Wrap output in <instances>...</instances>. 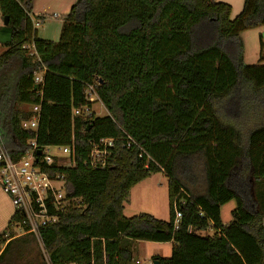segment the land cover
Returning <instances> with one entry per match:
<instances>
[{"label":"trees","instance_id":"obj_1","mask_svg":"<svg viewBox=\"0 0 264 264\" xmlns=\"http://www.w3.org/2000/svg\"><path fill=\"white\" fill-rule=\"evenodd\" d=\"M32 12L33 0H0L13 27L0 53V142L14 160L35 136L69 146V164L43 167L64 175L68 197L81 202L42 228L44 249L32 234L0 235V264H136L125 241L173 243L159 264H264V39L249 65L241 35L264 25V0H245L234 19L216 0H77L58 41L37 37L46 17ZM91 85L104 116L92 109ZM24 105H40L37 133L22 128L32 117ZM86 106L90 115L74 114ZM105 138L115 145L94 169L85 163ZM159 172L169 219L125 216L131 189ZM233 199L224 225L221 208Z\"/></svg>","mask_w":264,"mask_h":264},{"label":"built area","instance_id":"obj_2","mask_svg":"<svg viewBox=\"0 0 264 264\" xmlns=\"http://www.w3.org/2000/svg\"><path fill=\"white\" fill-rule=\"evenodd\" d=\"M3 24V18L0 15V26ZM39 26V23H36ZM30 50V54L34 55V46L25 45ZM38 84L43 82V78L36 79ZM96 97L94 86H89L88 98ZM32 117L30 120L22 122V128L37 133L40 120V105L31 106ZM91 108L86 106L82 109H76L75 115L82 113L91 114ZM127 145L135 144L133 138L129 135L125 137ZM115 145V139L105 138L98 144H95L85 164L98 169L107 166L111 149ZM28 150L19 159L14 160L5 147L0 142V183L3 192L9 197L15 208L14 214L19 217L13 220L8 228L5 238L20 237L25 234H33L41 241L42 228L57 223L60 215L66 208L74 203L80 205L81 200L69 198L66 192V179L64 175L52 174L48 171L49 166L55 162L62 165L63 156H53L50 149L53 147L40 146L37 136L27 140ZM64 155L70 156L71 148L69 146H56ZM38 150L41 151L38 154ZM145 152L142 150L141 155ZM46 168H44V167ZM175 206V224L179 223L181 212L177 202ZM52 209V213L50 210ZM8 241V240H7ZM4 249V245H0V254ZM153 264V263H152Z\"/></svg>","mask_w":264,"mask_h":264},{"label":"rangeland","instance_id":"obj_3","mask_svg":"<svg viewBox=\"0 0 264 264\" xmlns=\"http://www.w3.org/2000/svg\"><path fill=\"white\" fill-rule=\"evenodd\" d=\"M241 35L245 45V63L249 65L258 64L260 62L261 56V40L264 39V26L246 30L241 33ZM5 49V46L0 43V53H2ZM35 76L36 79H40L42 73H36ZM91 101L93 102L92 109L98 116H104L107 114L106 108L99 100L96 99V97L92 96ZM20 108L30 110L31 106L24 105ZM50 153L53 156H63L61 163L69 164V156L64 155V153L59 150L58 147L53 146L50 149ZM202 168L203 165L202 162H200L197 170H201ZM0 188L2 189L1 183ZM197 191L198 193L205 192L204 181L201 183V185H199V190ZM197 191L194 190V192ZM235 207V199L222 206L221 219L224 225H227L232 220V210ZM169 208L168 177L165 172L152 173L148 178L139 182L131 189L129 198L125 202L124 215L131 217L145 213L153 215L156 218L162 220H168L170 217ZM14 212V206L11 204L9 207L4 206V202L0 198V235H3L4 232L8 231L7 226ZM203 234L212 236L214 234V229H210ZM35 238L37 239V237ZM37 241L41 249H44L42 247L41 241L39 239H37ZM124 245L127 247H134V261L136 264H154V257L158 255L169 257L173 248V244L171 243H156L146 241L141 243H137L136 241H125Z\"/></svg>","mask_w":264,"mask_h":264},{"label":"crops","instance_id":"obj_4","mask_svg":"<svg viewBox=\"0 0 264 264\" xmlns=\"http://www.w3.org/2000/svg\"><path fill=\"white\" fill-rule=\"evenodd\" d=\"M76 1L77 0H33V12H32L33 15L46 17L44 23L42 25L37 26V37L39 39L58 41L60 39L62 27H63V21L60 19V17L62 15L68 14L72 6L76 3ZM216 1L224 2L231 6L232 19L237 17V15L242 11L245 2V0H216ZM41 77H43V74ZM0 198L4 202V206L9 207L10 204L12 205L9 197L3 192L1 188H0ZM136 242L141 243L145 241H136ZM131 249L133 251V255L135 259L134 247L132 246Z\"/></svg>","mask_w":264,"mask_h":264},{"label":"water","instance_id":"obj_5","mask_svg":"<svg viewBox=\"0 0 264 264\" xmlns=\"http://www.w3.org/2000/svg\"><path fill=\"white\" fill-rule=\"evenodd\" d=\"M13 37V27L10 25L9 18L7 16L3 17V24L0 26V43L6 45L12 41ZM41 153L40 150L37 152ZM154 264H159L158 261H154Z\"/></svg>","mask_w":264,"mask_h":264}]
</instances>
